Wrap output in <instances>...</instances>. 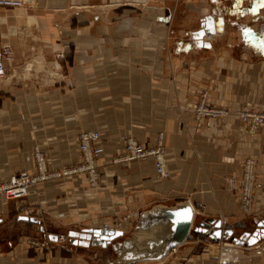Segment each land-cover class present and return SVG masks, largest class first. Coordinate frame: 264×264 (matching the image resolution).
<instances>
[{
    "label": "crops",
    "instance_id": "0c3cea01",
    "mask_svg": "<svg viewBox=\"0 0 264 264\" xmlns=\"http://www.w3.org/2000/svg\"><path fill=\"white\" fill-rule=\"evenodd\" d=\"M209 16L216 33L199 38ZM0 41L13 51L0 80V179L29 169L34 147L51 167L78 162L77 135L86 129L100 132L102 175L97 188L66 176L33 185L20 200L0 197V224L9 217L47 224L59 237L101 227L114 214L182 201L204 205L195 223L221 214L252 231L264 217L254 215L264 212V127L250 135L235 114L245 101L264 108V0H28L21 9L0 7ZM202 90L229 114L197 127L190 104ZM159 132L168 178H158L148 160H112L125 137L148 144ZM247 157L260 187L244 218L238 192L224 180L239 179ZM181 244L161 260L137 262L170 257L168 264H178L191 251ZM17 249L0 251V264H23ZM218 256L264 264V237L252 246L224 237L196 258L213 264Z\"/></svg>",
    "mask_w": 264,
    "mask_h": 264
},
{
    "label": "built area",
    "instance_id": "2783aa9c",
    "mask_svg": "<svg viewBox=\"0 0 264 264\" xmlns=\"http://www.w3.org/2000/svg\"><path fill=\"white\" fill-rule=\"evenodd\" d=\"M26 0H0V7L21 9L26 4ZM57 58H63L64 54L61 52L56 55ZM13 58V51L8 43L0 41V80L6 76L8 71L7 63ZM190 110L193 111L194 119L197 127L204 124L209 126L215 124L220 119L229 114V109L224 105L212 104L207 101L206 91L203 90L200 98L190 104ZM237 117L242 123L248 127L249 132H253L256 127L264 125V111L253 110L246 104L243 108L237 111ZM101 138L100 132L97 129H86L81 131L77 136V150L79 154V161L61 167H51L48 163V158L45 152L35 147L31 151L33 163L32 167L27 170H20L12 173L5 178L0 179V196L6 199L20 200L28 195L30 188L46 180L54 178H63L66 176L82 177L86 184L91 188H97L102 177L101 171L97 164L96 158V144ZM114 162H130L134 160H148L152 163L155 175L158 178H168L170 172L167 170V153L163 140V133L159 132L154 137L153 141L148 144L142 143L139 139L128 136L123 140V147L120 153L116 154L113 159ZM255 160L247 157L242 162V174L239 179L227 176L226 183L228 189L234 193L238 191L239 195V210L240 215L249 214L252 212L254 201V191L260 187V182L255 176ZM193 207V218L191 228L186 240L183 243H189L190 253L198 255L202 252H207V249L212 244H219L213 242L209 236V230L213 228L208 224L207 220L202 218L196 223L194 222V215H205L204 205L199 203ZM140 210L132 209L124 214H114L113 218L105 223L101 228L120 230L126 233L131 226L137 223ZM221 220V227L224 228L225 219L223 216ZM193 225L198 228H207L204 232L193 231ZM66 235H60L57 240H66ZM39 246V241H27ZM36 246V247H37ZM178 246V245H177ZM177 246L173 247L170 253L176 251ZM199 250V252H195ZM191 255L183 257L178 264H189L188 260ZM196 258V257H195ZM218 256L217 261L213 264H244L235 259L228 262L220 261ZM197 263L198 259L196 258Z\"/></svg>",
    "mask_w": 264,
    "mask_h": 264
},
{
    "label": "water",
    "instance_id": "95a60500",
    "mask_svg": "<svg viewBox=\"0 0 264 264\" xmlns=\"http://www.w3.org/2000/svg\"><path fill=\"white\" fill-rule=\"evenodd\" d=\"M207 20V22H205ZM209 21V25L208 24ZM214 18L209 16L203 20L201 29L196 31L199 38L206 34L215 33ZM209 45V42H208ZM193 218V207L190 202L182 201L174 206H155L140 213L135 225L137 234L132 241H124L123 264L134 263L144 259L161 260L173 247L183 243L190 231ZM208 224L213 226L209 230L210 239L219 242L221 238H227L228 242L237 245L252 246L258 239L264 237V217L255 222L252 231L247 230V224L237 222L225 223L221 227V220L209 218ZM207 228H198L193 225V231L204 232ZM242 230L241 232L234 231ZM123 236L120 230H112L101 227H83L79 230H71L68 237L73 244L90 242L91 244L105 247L111 241ZM57 241V235L50 234Z\"/></svg>",
    "mask_w": 264,
    "mask_h": 264
},
{
    "label": "rangeland",
    "instance_id": "374dc122",
    "mask_svg": "<svg viewBox=\"0 0 264 264\" xmlns=\"http://www.w3.org/2000/svg\"><path fill=\"white\" fill-rule=\"evenodd\" d=\"M244 35H246V33H244ZM216 38L213 37L212 41H215ZM1 98H3V97H1ZM207 101H209V100H207ZM209 102L212 104H216V105L220 104V103H215L213 101H209ZM246 104H248L249 107L253 110H257V111L263 110L264 111V108H259L260 106L253 105L251 101H245V103L242 104L237 109V111L239 109L243 108ZM237 111L235 112V114L237 113ZM205 122H207V121L205 120ZM260 127L263 128L264 125L260 126ZM245 128H246L247 133L250 135H256V134L260 133L259 127H256L253 130V132H249L247 126ZM257 128H259V129H257ZM243 161H244V159H243ZM242 162H241V170H242ZM32 163H33V159H32V155H31V167H32ZM255 170H256V168H255ZM227 176L234 177L232 175H227ZM227 176H225V180H224L225 188L230 193H233L227 187V183H226V177ZM234 178L237 179L236 177H234ZM236 192H238V191H234V193H236ZM254 201L256 202L255 199H254ZM254 201H253V205H254ZM238 207H239V203H238ZM251 213L243 214V217L244 218L250 217L252 215ZM239 214H240V210H239ZM261 214H264V212L263 213L262 212H259V213L255 212L254 213V215H261ZM220 216H222V215L220 214ZM240 216H242V215H240ZM262 217L263 216H261V218ZM135 225L136 224L131 226L130 229L126 233L123 234V236L111 241V243L107 244L105 247H102L101 245L91 244L90 242H87L86 244H83V243L73 244L68 237V233L64 234V235H66V238H67L66 240L54 241L50 237V234H52V233H49L48 232L49 230H46V229H48L47 224H45V226H46V229H45L43 226H41V227H39L37 225L33 226V225L28 224V223H21L20 224V223L16 222L13 219V217L12 218L9 217L8 220H4V222L0 224V251H7V250L9 251V250H13V248L17 247L18 248L17 252L20 255L24 254V256H21L20 260L17 257H16V259H17V261L19 260V263H23V264H25V263L26 264H123L122 251H124V241H127V240L132 241L133 236H135V234H137V230H135ZM28 240L29 241H39L40 245L39 246L34 245L31 242H27ZM188 244L189 243H182L181 247L187 248ZM195 252H199V250H196ZM201 253H202V251H201ZM25 255H27V256H25ZM189 255H191L190 259L192 257V259L194 261V262L191 261L192 264L197 263L196 258H195L197 256L196 253H189ZM22 259H24L26 261L22 262ZM168 259H170V257ZM168 259L166 261L167 264L169 262ZM220 261L224 262L222 260V258L220 259ZM144 263L145 264H165V262L159 263L158 261H149V262H144ZM128 264H139V262L128 263Z\"/></svg>",
    "mask_w": 264,
    "mask_h": 264
},
{
    "label": "bare ground",
    "instance_id": "6f19581e",
    "mask_svg": "<svg viewBox=\"0 0 264 264\" xmlns=\"http://www.w3.org/2000/svg\"><path fill=\"white\" fill-rule=\"evenodd\" d=\"M26 1H28V0H26ZM215 33H216V32H215ZM215 33H213V34H215ZM213 34H206V35L210 36V35H213ZM206 35H205V36H206ZM191 205H192V204H191ZM192 206H193V205H192Z\"/></svg>",
    "mask_w": 264,
    "mask_h": 264
}]
</instances>
